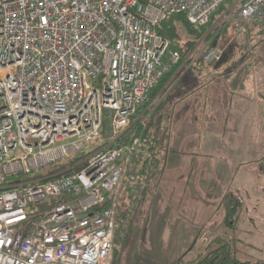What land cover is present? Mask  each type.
Here are the masks:
<instances>
[{
  "label": "built area",
  "instance_id": "obj_1",
  "mask_svg": "<svg viewBox=\"0 0 264 264\" xmlns=\"http://www.w3.org/2000/svg\"><path fill=\"white\" fill-rule=\"evenodd\" d=\"M222 5L216 38L264 23V0H0V264H111L121 193L136 206L148 187L132 117L187 62L163 61L158 31L174 15L204 27ZM89 145L73 173L5 183Z\"/></svg>",
  "mask_w": 264,
  "mask_h": 264
},
{
  "label": "rangeland",
  "instance_id": "obj_2",
  "mask_svg": "<svg viewBox=\"0 0 264 264\" xmlns=\"http://www.w3.org/2000/svg\"><path fill=\"white\" fill-rule=\"evenodd\" d=\"M259 28L260 26L256 23L250 24L247 35H234L225 43L227 45L225 48L222 47L223 39L219 38L215 42L212 41V38L207 41H203L202 38L196 44L198 51L187 64L199 68L192 71L193 77H187V79H194L195 82H198L200 89L204 85H209L200 93V97H203L205 102L199 104L197 111L201 113L204 109L206 113H209V117L213 121L212 126L209 125L210 119L205 118L208 117V114H205L204 120H198L195 125H190V120L200 116L182 114L183 119L177 123V129H189L193 126L207 133L199 146L196 147L197 150L192 151L193 163H195L193 171L191 164L181 166L178 172L182 174V177L175 180V178L168 176L171 182L166 185L165 189L161 181L159 185L157 183L152 188L147 187V192L152 193L150 201L145 199L144 194L140 204L133 206L131 218L134 223L128 238L117 244L118 252L116 257H114L113 252L111 264H129L128 261L130 262V258L133 256L148 257V255L150 261L147 259L145 263L142 261V264H179L178 260L182 256H184L183 264H187V261L195 259L198 253L203 252L211 240L218 237L231 240V251L238 260L264 262V32H258ZM179 33L185 39L187 38L181 29H179ZM233 42L235 47H240L243 44L247 46L244 49L241 48L243 51L245 50L243 54H241V49H239L240 52L236 49L231 54L232 62L237 61V63L234 64L236 65L234 75L228 80L222 81L223 78H219V75L211 77L209 74L213 66L216 65V60L205 61L203 66L196 63V59L201 56L204 57L213 46L221 52L220 61L218 60L220 63L223 52L227 51ZM191 54L192 52L189 53V55ZM225 64L224 62L220 70L223 74L229 73V69L232 68L231 64L227 66ZM202 80L205 82L202 83ZM211 84L214 85L211 86ZM259 96L262 97V100ZM151 102L153 101L151 100ZM210 127L224 128L223 137H225L226 142L224 144L226 145H219V150L216 149V146L221 142V139L218 140L214 135H208ZM202 133L196 132L193 136L195 143L200 139ZM229 138L232 139L229 140ZM158 147L161 152L163 174L165 155L169 151L168 142L166 145L160 140ZM194 147L192 146L191 149ZM89 149L91 148L86 147L75 154L82 155L87 153ZM206 160L207 164H205ZM57 165L58 162H55L46 167L34 169L30 174L9 175L5 183L12 184L37 179L47 175ZM192 172L193 175L190 176ZM196 173L198 180H201L202 183L194 186L196 193L194 191L190 193L192 202L195 206V203L205 205L204 202L213 201L211 206L214 209L211 211L206 205L205 210L208 209L205 211L206 214H203L202 209H197L193 211V215L183 214L182 218L189 216L192 219L206 218V222L214 221V224H211L213 231H209L206 237L204 235L199 236V247L195 251L197 253L187 256L186 250H183L184 254L180 253L184 246L182 247L178 244L180 241H177L185 232L186 234L191 232V229L180 230L178 235L176 232L168 231L167 237L170 236L171 239H165V241H163L164 237L161 239L162 221L165 217L164 215L161 216V193L177 192L189 201L187 190L190 191V185L189 187L186 185L189 179L195 178ZM157 187L159 188L156 189ZM227 194L237 197L240 202L236 212L237 219L234 223V229H229L221 224L223 208L220 205H218L219 208H216L217 204L216 206L214 204L220 195L224 197ZM139 238L143 240V246L140 247L137 245ZM189 239L190 236L184 237L181 242H187ZM179 254L182 256L178 258Z\"/></svg>",
  "mask_w": 264,
  "mask_h": 264
},
{
  "label": "trees",
  "instance_id": "obj_3",
  "mask_svg": "<svg viewBox=\"0 0 264 264\" xmlns=\"http://www.w3.org/2000/svg\"><path fill=\"white\" fill-rule=\"evenodd\" d=\"M226 5H222L221 9L215 13L209 23L204 27H195L190 25L184 15H174L167 17L163 23L161 30L158 33L168 40L169 45L167 52L163 58V61L166 62L170 53H179L181 62L183 60H187L186 64L189 63L193 58L196 52L198 51V46L196 45L200 39L203 41L210 40L216 41L217 35H215L214 31L210 28L213 22L219 18L222 14V11L225 9ZM255 24V23H254ZM256 25L260 26L258 32H264V23H256ZM179 29L183 31L186 39L179 33ZM221 37L223 39L222 47L227 46V43L234 35L238 34L236 28L232 25L227 26L221 30ZM197 46V47H196ZM247 45L243 44L240 47H235L234 42L229 45V49L225 51L222 55L221 62L215 61L216 65L226 63L225 66L231 64L232 68H234L237 61L232 62L231 54L236 51H239L241 48H245ZM242 50L241 54L244 53ZM189 55V53H191ZM240 52V51H239ZM224 57V58H223ZM241 58V57H240ZM197 64H201L203 66L205 61L203 57H198L196 59ZM180 64H177L171 67L169 73L165 74L158 84L152 89L150 93V99L153 98L156 94L161 96V89L168 79V77L175 72L176 68ZM231 68V67H229ZM231 68V69H232ZM227 76V72L224 73ZM148 103L143 107L137 110L136 115L132 117V119H136V117L140 116L138 120H135L133 128L137 133L140 134L142 138V144L139 149V158L135 162V166L138 169L139 178L145 181L148 184L149 188L155 186L159 180L161 179L162 168H161V152L159 151L158 144L161 140V103H158L156 108L152 111V114L149 115L150 107H147ZM147 107V108H146ZM106 123H103V132L102 135L106 134ZM87 153L82 155H76L75 153L71 156L67 157V159H63L58 161V165L55 169L51 170L48 174L55 173L66 168L72 166L70 170L71 173L77 171L80 168V164H78L82 159H84L88 154L95 150L93 145H89ZM85 149V148H84ZM83 149V150H84ZM150 191V190H148ZM150 192L145 191V199L149 200L151 198ZM150 201V200H149ZM57 201H54L56 203ZM134 205V197L127 191H123L121 193L119 209L117 213V229H116V239L114 246V257H116L118 249V243H122L123 240L128 238L129 232L131 230L132 224L134 223L131 218L132 208ZM240 205V202L237 197H234L230 194L225 195L222 198L220 206L223 208V216L221 224L226 226L229 229H234L235 221L237 219L236 212ZM119 240V241H118ZM230 241L222 237L214 238L208 244L206 249L199 253L195 259L191 261H187V264H264L262 261L258 262H249V261H240L236 258V256L232 253L230 247ZM189 251V250H187ZM179 264L184 263V256L179 258ZM116 262V260H115Z\"/></svg>",
  "mask_w": 264,
  "mask_h": 264
},
{
  "label": "crops",
  "instance_id": "obj_4",
  "mask_svg": "<svg viewBox=\"0 0 264 264\" xmlns=\"http://www.w3.org/2000/svg\"><path fill=\"white\" fill-rule=\"evenodd\" d=\"M225 48V47H224ZM225 52H223L224 54ZM225 56V54H224ZM224 58V57H223ZM223 64H218L213 66L211 69V77H217L219 75V78H223L222 81H226L231 76L234 75V68L229 69V73L227 76L223 74L220 70L223 67ZM173 67V66H171ZM170 67V69H171ZM199 68V67H196ZM194 65H188V64H180L174 73H172L166 82L164 83L162 89H161V96L159 94H156L152 99H150V104L147 105V107H150V113L152 114V111L155 109V107L158 105V103H161V140L164 142V144L167 145L168 142V149L169 151L166 153L165 158V166L163 169V174H161V184L164 186V189L166 185L171 182L168 178V176H171L175 178V180L182 177V174H179V167L181 166H187L188 164L192 165V171L195 163H193V153L192 151L197 150L196 147L199 146V143L202 142V138H205L204 135L207 134L203 130H199L194 128L193 126L189 129L181 128L177 129V123L181 122L183 119L182 114H191V115H197L200 116L199 118H193L190 125H195V123L198 120H204L205 114H208V117H205L206 119H210L209 113H206L204 109L201 111V113H198L197 108L199 107V104H201L204 101L203 97H200V93L203 91V89L207 86L201 87V89L198 87V82H195L194 79L190 80L187 79V77H193L192 71L195 69ZM203 68L201 69V71ZM220 71V72H219ZM207 75V74H205ZM202 83L205 81L202 80ZM207 84V83H206ZM215 84V83H214ZM214 84H211L213 86ZM259 98L262 100V97L259 96ZM151 100L153 102H151ZM150 105V106H149ZM201 108V107H200ZM203 108V107H202ZM212 119L209 121V125L212 126ZM188 123V122H187ZM189 124V123H188ZM214 126V125H213ZM224 128H217V127H210L208 130V135H214L218 140L221 139V142H219L216 146V149L219 150V145H226L224 142L226 140L223 137L224 135ZM196 132H203L202 136H200V139L197 140V142H194L193 136H195ZM232 138H229V140ZM228 142V140H227ZM231 145L230 143H228ZM192 146H195L194 149H191ZM212 157V155H210ZM206 158V157H205ZM193 163V164H192ZM207 164V160L206 163ZM229 168V166H228ZM193 175V172L190 176ZM190 178V177H189ZM202 183L201 180H198V175L196 173V176L193 180L189 179L188 184L186 185L189 187L190 185V191L187 190V195L189 196V201L186 200L183 196L177 192H171V194H168V192L161 193V216L164 215V219L162 221V231H161V239L169 240L171 239L170 236L167 237V232H176V235L179 234L180 230H187L191 229V232L188 234H183L180 239H178L177 242L180 241V244L184 248L180 252L181 254H184L183 250H186L185 252L188 253V255L193 254L195 255V252L197 248L199 247V236L204 235L206 237V234L209 231H213V226L211 224H214V221L206 222V218L198 219V218H191L189 216L188 218L183 217V214H191L193 215V211H196L197 209H202L203 214H206L205 211L213 210L214 208L211 206V202H204V204H196L194 206V203L192 202V197H190V193H193L194 186L196 184ZM195 192V191H194ZM196 193V192H195ZM198 194V193H197ZM223 196L220 195V197L215 200L214 204L216 208H219L218 205H220V202L222 200ZM208 206V209L205 210V206ZM195 215V214H194ZM182 234V233H181ZM190 239L187 242H181V239L184 237H189ZM175 237V235H174ZM204 237V238H205ZM210 240V239H209ZM176 242V244H177ZM162 243V242H161ZM137 245L140 247L143 246V240H137ZM162 246L164 244H161ZM145 246V245H144ZM148 251L147 247H145ZM190 250V251H187ZM199 254V253H198ZM197 254V255H198ZM146 256L148 254H145ZM182 255L179 254L178 258ZM149 259L148 257L144 256H133L130 258L129 264H142V261L145 263L146 260ZM150 261V259H149ZM177 261V260H176Z\"/></svg>",
  "mask_w": 264,
  "mask_h": 264
}]
</instances>
